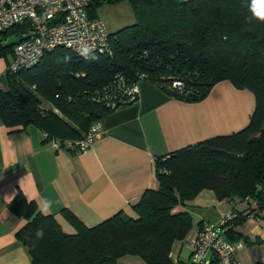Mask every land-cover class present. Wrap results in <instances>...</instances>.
<instances>
[{"label":"trees","instance_id":"trees-1","mask_svg":"<svg viewBox=\"0 0 264 264\" xmlns=\"http://www.w3.org/2000/svg\"><path fill=\"white\" fill-rule=\"evenodd\" d=\"M118 1L89 0L87 11L97 16V6ZM128 2L135 21L110 31L109 52L78 54L60 45L32 65L5 70L1 121L10 127L36 126L46 141L77 138L112 108L135 100L126 89L143 78L189 102L203 99L216 82L228 79L253 94L249 122L230 134L156 155L157 186L133 203L135 215L117 211L87 225L62 208L74 227L67 232L53 213L42 212L17 192L8 208L25 219L15 235L31 264H120L124 254H137L146 264H171L173 242L185 237L192 221L188 211L173 209L203 188L219 199L248 204L234 210L225 229L229 239L247 240L233 229L242 212L264 216V22L249 20V0ZM22 30L15 26L0 35L7 36L0 39V56L12 50L13 35ZM37 229L43 230L42 239Z\"/></svg>","mask_w":264,"mask_h":264},{"label":"crops","instance_id":"crops-1","mask_svg":"<svg viewBox=\"0 0 264 264\" xmlns=\"http://www.w3.org/2000/svg\"><path fill=\"white\" fill-rule=\"evenodd\" d=\"M138 95L102 115L103 133L85 151L56 149L33 125L10 127L0 119V264H31L16 231L25 219L8 208L17 192L53 213L63 230L74 231L61 209L71 210L83 223L96 224L117 211L135 215L133 203L157 186L154 157L197 141L230 134L245 127L253 94L228 79L216 82L199 101L170 96L154 82L137 80ZM51 204L44 211L46 202ZM246 201L217 198L201 189L174 211L186 210L191 226L173 242L171 264H189L190 245L203 220H215L228 210H242ZM233 229L246 236L234 252L240 262L264 261V216L242 212ZM185 246V247H184ZM120 264H146L137 254H124Z\"/></svg>","mask_w":264,"mask_h":264},{"label":"built area","instance_id":"built-area-1","mask_svg":"<svg viewBox=\"0 0 264 264\" xmlns=\"http://www.w3.org/2000/svg\"><path fill=\"white\" fill-rule=\"evenodd\" d=\"M88 3L89 0H0V35L11 27L23 28L13 35L16 41L0 80L5 70L14 72L32 65L46 50L56 46H65L78 54L109 52L111 32L102 18L88 13ZM136 83L126 89L131 100L138 95ZM102 133L101 122L97 120L80 137H52L50 142L56 149L85 151ZM235 215L234 210H228L215 220L201 222L189 240V264L238 263L234 252L243 246V240L229 239L225 234L227 223Z\"/></svg>","mask_w":264,"mask_h":264},{"label":"rangeland","instance_id":"rangeland-1","mask_svg":"<svg viewBox=\"0 0 264 264\" xmlns=\"http://www.w3.org/2000/svg\"><path fill=\"white\" fill-rule=\"evenodd\" d=\"M96 14L104 20L108 30L111 32L119 29L120 27L128 23H132L135 21V16L128 0H120L115 3L101 4L96 7ZM9 56V52L6 54L5 57L0 56V73L6 67V64L9 60ZM0 88H4L2 79L0 80ZM184 245L188 246L189 243L184 242Z\"/></svg>","mask_w":264,"mask_h":264},{"label":"clouds","instance_id":"clouds-1","mask_svg":"<svg viewBox=\"0 0 264 264\" xmlns=\"http://www.w3.org/2000/svg\"><path fill=\"white\" fill-rule=\"evenodd\" d=\"M246 6L250 13L249 20L264 22V0H249ZM50 204H51L50 201L46 202L44 211H47V208L50 206ZM43 234L44 233L42 229L36 230V237L38 239H42Z\"/></svg>","mask_w":264,"mask_h":264}]
</instances>
